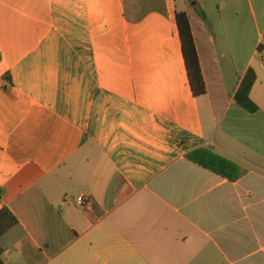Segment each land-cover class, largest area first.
Masks as SVG:
<instances>
[{
    "label": "crops",
    "instance_id": "1",
    "mask_svg": "<svg viewBox=\"0 0 264 264\" xmlns=\"http://www.w3.org/2000/svg\"><path fill=\"white\" fill-rule=\"evenodd\" d=\"M182 1L0 0L4 264H264V0ZM249 69L256 113L235 100Z\"/></svg>",
    "mask_w": 264,
    "mask_h": 264
},
{
    "label": "trees",
    "instance_id": "2",
    "mask_svg": "<svg viewBox=\"0 0 264 264\" xmlns=\"http://www.w3.org/2000/svg\"><path fill=\"white\" fill-rule=\"evenodd\" d=\"M177 22L183 45V56L188 70L192 91L195 96H202L206 94V85L187 14L178 13ZM8 79L11 80V77L8 76ZM255 82L256 74L253 69H249L244 75L235 94V100L238 105L250 113H256L258 111V106L250 97ZM188 158L199 166L231 180H237L246 173V170L215 154L209 149L197 150L188 155ZM16 225H18L16 217L8 208L3 207L0 210V238ZM2 253L3 249L0 247V256ZM0 264H4L1 258Z\"/></svg>",
    "mask_w": 264,
    "mask_h": 264
},
{
    "label": "rangeland",
    "instance_id": "3",
    "mask_svg": "<svg viewBox=\"0 0 264 264\" xmlns=\"http://www.w3.org/2000/svg\"><path fill=\"white\" fill-rule=\"evenodd\" d=\"M177 4L182 8L184 6L182 0H176ZM245 2L246 0H242ZM216 0H206V7H207V15L209 17H214L217 13V5H216ZM189 4L195 3V0H188ZM198 12H200V8L198 9Z\"/></svg>",
    "mask_w": 264,
    "mask_h": 264
},
{
    "label": "built area",
    "instance_id": "4",
    "mask_svg": "<svg viewBox=\"0 0 264 264\" xmlns=\"http://www.w3.org/2000/svg\"><path fill=\"white\" fill-rule=\"evenodd\" d=\"M78 204L80 206H88V205H90V201L86 200L85 198H79Z\"/></svg>",
    "mask_w": 264,
    "mask_h": 264
}]
</instances>
